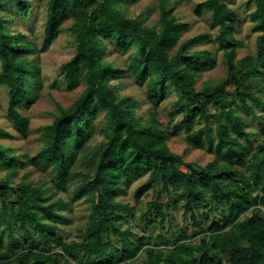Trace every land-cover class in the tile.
I'll return each mask as SVG.
<instances>
[{
    "label": "trees",
    "instance_id": "trees-1",
    "mask_svg": "<svg viewBox=\"0 0 264 264\" xmlns=\"http://www.w3.org/2000/svg\"><path fill=\"white\" fill-rule=\"evenodd\" d=\"M156 1L158 22L148 27L124 15L128 0H0V85L13 130L27 134L30 121L21 111L40 83L28 58L35 49L8 29L9 6L23 18L31 2L44 6L42 50L63 31L74 41L57 83L67 92L84 86L72 105H57L37 130L42 146L34 156L4 145L14 137L0 126V264H264V144L257 140L264 136L263 87L257 84L264 74V0H248L255 56L242 58L234 36L238 19L227 0L195 5L194 16L209 13L217 28L225 69L222 79H206L200 89L197 80L216 62L195 48L210 37L182 41L190 25L174 12L184 0ZM108 44L130 53L122 69L105 60ZM124 76L147 87L152 108L146 119L136 115L137 101L111 85ZM172 92L176 101L164 127L157 109ZM244 116L256 122L255 134L246 131ZM179 131L189 150L205 147L213 160L200 165L172 152L169 142ZM29 167L49 171L50 186L28 181L29 173L19 176ZM141 179L134 200L140 204L150 191L153 199L143 209L120 201ZM77 181L70 199H83L90 212L77 239L66 241V203L55 196L68 194ZM140 224L151 234L136 231Z\"/></svg>",
    "mask_w": 264,
    "mask_h": 264
},
{
    "label": "rangeland",
    "instance_id": "rangeland-1",
    "mask_svg": "<svg viewBox=\"0 0 264 264\" xmlns=\"http://www.w3.org/2000/svg\"><path fill=\"white\" fill-rule=\"evenodd\" d=\"M203 0H184L183 3L175 10L174 15L176 18L190 25L188 32L182 35V41L197 35H208L210 37L209 42L196 47L195 50H205L210 52L211 56L216 62L215 68L204 75L201 79L197 80L196 88L200 89L201 83L206 80H218L225 76V69L222 65V52L218 50L215 37L217 35V28L212 22L209 13L203 12L201 16L196 17L193 14L195 5ZM228 6L234 10L238 22L234 36L236 40L241 44L237 49L238 58L245 56H255V40L256 34L252 32L253 24L249 20V14L253 10V6H248V0H227ZM121 10L128 18H140L145 26L151 27L156 25L159 18V7L156 0H128L121 6ZM6 12L11 16L12 23L8 25V29L11 34H23L32 47L35 49V53L30 54L28 58L39 69V75L34 82L39 81L40 88L32 97L31 105L21 114L26 116L30 121V128L26 135H18L12 128V124L6 118L7 110V90L0 85V126L9 132L14 141H3L4 145L11 146L18 154H27L28 156H34L41 149V139L37 130L44 124H48L51 121L50 113H57V105L68 108L81 94L84 86L80 84L73 92H67L63 83L60 81L59 68L62 64L68 62L74 54V41L73 38L63 31L59 38L46 50H42L44 35H43V17L44 6L35 2L30 3V9L28 11V17L23 18L21 13L14 10L13 6H9ZM1 15V13H0ZM70 22H67L63 28H68ZM108 48L105 52V60L112 62L116 68L122 69L128 60L130 53L122 54L115 46L108 44ZM261 81L257 84L263 87V93L260 94L264 101V74L261 77ZM111 85L118 87V93L120 96H127L139 103L136 115L146 119L148 112L152 108V105L146 99L147 87L145 85H138L131 76H124L119 81H112ZM176 101V96L172 92L169 97L164 100L158 107V119L161 121L164 127L169 125L170 112ZM258 114L262 113L260 110ZM264 115V113H263ZM180 119V116L176 117V120ZM246 123V131L255 134L258 130L257 124L251 117L244 116ZM198 127V126H196ZM93 143H97L100 138L95 134L92 138ZM258 142L264 144V136L257 138ZM252 147L255 149L256 141L251 139ZM169 147L172 152L180 155L185 162H194L200 165H205L213 160V155L208 154L206 148L203 150L188 149L183 135V131H179L169 142ZM84 166H79L78 169H83ZM26 171V172H25ZM25 173H29L28 181H32L36 185L45 184L50 186L51 173L49 171L37 170L31 167L27 168L19 173L22 176ZM18 180L16 179V182ZM144 182V179L134 182V184L126 190L124 196L120 198V201L129 203L131 207L142 209L145 204L150 202L154 197V192L150 191L148 194L141 198L140 204H137L134 200L135 189ZM79 184V181L73 182L68 188V194H56V199H61L66 203V208L61 210L63 216H65L69 224L61 228V235L66 241H73L77 239L78 230L82 229L87 221L88 214L90 212L88 204L84 200L72 202L70 199L71 192ZM163 196L162 201H164ZM140 205V206H139ZM141 209V210H142ZM139 214V212H138ZM177 219L181 224V219L177 211ZM217 214V213H216ZM124 228L127 225L123 226ZM139 232L145 234H151L150 229L144 228L140 224ZM134 230V231H135ZM157 232V228L154 229Z\"/></svg>",
    "mask_w": 264,
    "mask_h": 264
}]
</instances>
